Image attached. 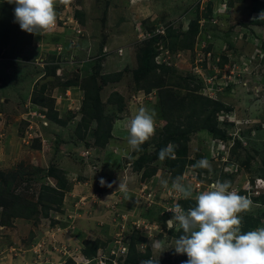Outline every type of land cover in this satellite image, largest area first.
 Returning a JSON list of instances; mask_svg holds the SVG:
<instances>
[{
	"label": "rangeland",
	"instance_id": "rangeland-1",
	"mask_svg": "<svg viewBox=\"0 0 264 264\" xmlns=\"http://www.w3.org/2000/svg\"><path fill=\"white\" fill-rule=\"evenodd\" d=\"M14 8L0 0V186L33 211L3 222L0 206V264H182L167 209L195 201L171 190L176 177L196 192L231 181L255 205L242 231L264 227V0H74L45 36L21 30ZM141 106L156 111V132L132 151L127 124ZM169 145L175 165L140 159ZM201 158L211 173L193 168Z\"/></svg>",
	"mask_w": 264,
	"mask_h": 264
},
{
	"label": "clouds",
	"instance_id": "clouds-1",
	"mask_svg": "<svg viewBox=\"0 0 264 264\" xmlns=\"http://www.w3.org/2000/svg\"><path fill=\"white\" fill-rule=\"evenodd\" d=\"M7 3L15 5L14 22L19 24L21 30L45 36L57 29V7H69L74 0H7ZM156 116L154 109L141 106L129 120L127 143L132 151H140L141 146L155 135ZM158 157L161 161L174 159L173 147L169 145L161 149ZM193 168L212 172L207 158L198 160ZM115 183H109L103 177L99 180L101 187L112 188ZM160 184L165 189L169 187L166 179H161ZM118 188L126 199L132 198L126 182L119 181ZM171 190L183 199L195 201V205L187 210L180 204L167 209L173 213L166 222L168 229L178 225V230H182L170 247L174 248L175 254L187 255V260L182 264H264V227L242 231L243 214L250 213L255 205L251 198L233 190L231 181L217 180L207 190L196 192L191 183L176 177L171 181ZM147 236L154 249L164 251L151 231H147ZM141 264H160L159 257L142 260Z\"/></svg>",
	"mask_w": 264,
	"mask_h": 264
},
{
	"label": "trees",
	"instance_id": "trees-1",
	"mask_svg": "<svg viewBox=\"0 0 264 264\" xmlns=\"http://www.w3.org/2000/svg\"><path fill=\"white\" fill-rule=\"evenodd\" d=\"M14 21V20H13ZM5 25H10L8 22L4 23ZM16 40V39H15ZM15 40L13 43H16ZM156 42H153V44L150 47H147L145 50H143V58L141 60V66L138 69L139 74L138 77H143L145 74H147L148 71H150L151 66L148 64L149 59L152 58L153 56L156 55V48L154 46ZM21 45L24 44V42L20 43ZM189 48V46H186ZM120 72H116L114 75L112 74H105L102 76L103 81L105 83L110 82V81H116L120 77ZM100 85H97L96 89V94L94 93V96L87 97L85 98L84 102V107L90 108V111H93L94 105H99V95L97 94L98 91L100 90ZM150 90H146L145 92H149ZM108 101L110 102H115L112 98H108ZM119 101H122V98L119 97ZM118 102V101H117ZM119 103V102H118ZM90 106V107H89ZM168 129V126H166ZM183 137L184 142L186 141V136H180ZM174 141H178V136L173 138ZM182 148H177L175 149L176 154L178 157H181L182 161H184V158L186 157V151L187 147L186 144L182 145ZM160 150H157L153 155L151 156H142L140 159L144 160H151L153 158H157ZM184 157V158H183ZM176 158H166L165 161L170 164V166L175 165V160ZM147 174L146 172L144 175ZM144 177V176H143ZM8 187H6L3 191H1V186H0V206H2V217H4L3 222H7L9 217H22V218H29L32 215V209L28 208L26 212H22L23 206L19 202V198L17 195L15 196L11 191H8ZM7 219V220H6ZM5 220V221H4ZM92 252H94V249H91ZM88 254H91L90 252Z\"/></svg>",
	"mask_w": 264,
	"mask_h": 264
},
{
	"label": "crops",
	"instance_id": "crops-1",
	"mask_svg": "<svg viewBox=\"0 0 264 264\" xmlns=\"http://www.w3.org/2000/svg\"><path fill=\"white\" fill-rule=\"evenodd\" d=\"M149 5H150V3H149ZM145 8V7H144ZM162 7H161V4H160V6L158 7V8H155V6L153 7V9H152V7H151V9L153 10V11H157L158 9H161ZM157 14V13H156Z\"/></svg>",
	"mask_w": 264,
	"mask_h": 264
},
{
	"label": "built area",
	"instance_id": "built-area-1",
	"mask_svg": "<svg viewBox=\"0 0 264 264\" xmlns=\"http://www.w3.org/2000/svg\"><path fill=\"white\" fill-rule=\"evenodd\" d=\"M126 248V247H125Z\"/></svg>",
	"mask_w": 264,
	"mask_h": 264
}]
</instances>
